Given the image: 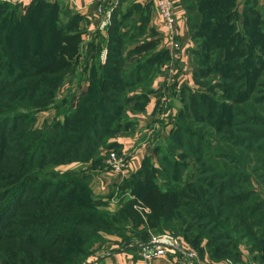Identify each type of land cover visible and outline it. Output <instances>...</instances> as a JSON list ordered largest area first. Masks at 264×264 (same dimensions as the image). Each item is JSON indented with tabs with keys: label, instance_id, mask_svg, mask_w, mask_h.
<instances>
[{
	"label": "trees",
	"instance_id": "1",
	"mask_svg": "<svg viewBox=\"0 0 264 264\" xmlns=\"http://www.w3.org/2000/svg\"><path fill=\"white\" fill-rule=\"evenodd\" d=\"M124 2L99 60L88 50L81 64L83 15L57 1H0V264H83L108 235L132 240V221L146 243L155 227L211 261L264 264L263 10L251 0L241 10L235 0H181L199 88H185L168 135L119 186L152 209L138 231L134 201L103 208L83 169L105 164L103 148L123 154L111 139L136 125L130 113L146 110L170 58L150 25L153 4ZM76 76L88 82L80 94L69 86ZM48 108L53 120L34 127ZM64 164L78 166L58 170ZM136 242L125 248L139 262Z\"/></svg>",
	"mask_w": 264,
	"mask_h": 264
},
{
	"label": "crops",
	"instance_id": "2",
	"mask_svg": "<svg viewBox=\"0 0 264 264\" xmlns=\"http://www.w3.org/2000/svg\"><path fill=\"white\" fill-rule=\"evenodd\" d=\"M0 1L28 6L34 0ZM50 1H57L62 4V7L70 9V11L72 12H77L83 15V17L85 18L84 23L88 29V32L95 33L96 35V29H94L90 23V14L94 12L96 0ZM172 1L175 7V13L177 15V27L179 32L178 40L181 45L179 50H175V48L171 46L166 40L165 29L161 26V19L157 12V0H125L124 2V4H132L137 2L140 4H153L150 25L155 27L158 31V36L161 37L162 40V42L160 43V47H165L168 49L170 58L166 64L161 66V71L153 80V88L155 92L150 96V101L146 106V110L137 114L130 113V116L137 119L136 125L126 131H123L122 133H119L116 137L111 139V141H115L120 144L121 152L123 154L131 157L130 171L122 173H112L109 170L106 159H104L105 164H103V166L99 165V167L91 170L93 173L90 182H94V187L91 185V183L90 185L93 187V189L95 188L94 191L97 190L95 193L99 195V197L102 196L105 198H111L115 195L116 192L119 199H126L125 194L121 195L119 194V191L115 190L127 177H129L132 170L135 171L141 166L145 156L152 154L153 148L150 149L152 144L148 143V141L153 142L154 136L155 140H158L160 136L162 137L163 135L169 133L172 124H170V126H167L166 121L170 116V113H172L174 116L175 113H177L182 93L185 88H197L193 78L191 67L192 55L190 52V48L192 46V41L191 30L186 20V11L184 7L180 5L182 4L181 0ZM251 1L255 4H264V0ZM248 2L249 0H235V4H238L240 10L243 4H248ZM106 35V30H99V42L101 41V38L106 37ZM172 73H174V79L173 81H170L168 78ZM87 86L88 82H82L78 94L85 90ZM168 103L170 104L169 109L167 108ZM153 131H155L153 138L151 140H148V136ZM105 151L106 148L101 149V154L103 155V152ZM72 165L69 166L73 167ZM112 205L114 204H111V209L113 208ZM110 236L111 235H108L107 238H109ZM112 238H115L117 239V241H119V238L117 236H113ZM119 245H121V243H119ZM119 245H117V243L113 241H105L104 243H99V246H101V248L99 247L101 249L100 251L104 250L103 254H99V264H135L136 262H134L133 260V255L125 252V250L123 249H119ZM228 261H230L232 264H235L228 259L219 261L212 260L213 264H230ZM96 264H98V262ZM149 264H172V258L168 256L157 257L151 260Z\"/></svg>",
	"mask_w": 264,
	"mask_h": 264
},
{
	"label": "built area",
	"instance_id": "3",
	"mask_svg": "<svg viewBox=\"0 0 264 264\" xmlns=\"http://www.w3.org/2000/svg\"><path fill=\"white\" fill-rule=\"evenodd\" d=\"M120 0H96L94 12L90 14V23L94 29L107 30L112 21L114 9ZM157 12L161 23L164 26L166 40L175 50H179L181 45L178 40L177 15L172 0H157ZM107 48L101 52L102 62H106ZM170 81L174 79V73L169 75ZM125 154H120L116 150H109L106 163L112 173L130 171V163L126 160ZM138 208V205L136 206ZM140 261L135 264H148L157 257H170L172 264H213V262L203 257L194 247L186 244L184 240L171 233H161L153 235L149 242H139ZM232 264L230 261H228ZM134 264V263H133Z\"/></svg>",
	"mask_w": 264,
	"mask_h": 264
},
{
	"label": "rangeland",
	"instance_id": "4",
	"mask_svg": "<svg viewBox=\"0 0 264 264\" xmlns=\"http://www.w3.org/2000/svg\"><path fill=\"white\" fill-rule=\"evenodd\" d=\"M62 5V4H61ZM259 6L261 7V9L263 10V12H264V4H259ZM72 12V11H71ZM75 14H78L77 12L75 13V12H72V15H75ZM63 20L64 21H67V19L66 18H63ZM161 26L164 28V26L162 25V23H161ZM165 29V28H164ZM78 30L79 31H81L82 32V34H81V41H80V45L78 44V49H79V52H81L82 53V59L83 60H81L82 61V63L81 64H84L85 63V61H84V58H85V56H86V54L88 55V50H90V52H92L93 53V55H95V56H97V58H95L96 60H99V31L96 33L97 34V37H95V39H94V36H95V33H91V32H88V29H87V27H86V25H85V23H84V21L83 20H81V22H80V24H79V27H78ZM89 33V34H88ZM165 33H166V30H165ZM154 34H156L155 32H154ZM150 37V36H149ZM93 39H94V41H93ZM91 41H93L92 43L94 44V45H90V42ZM101 43H102V41H101ZM91 46V47H90ZM103 47V46H102ZM104 48H107L106 46L104 47ZM158 48H160V45L158 46ZM102 51V50H101ZM71 58L72 57H74V55H71L70 56ZM95 59H92V61H91V63H92V65H93V61L95 60ZM91 60V59H90ZM79 72H80V69H79ZM84 82H85V80H84ZM69 86H72L71 88L73 89V91H76L77 93L80 91V85H79V82H78V77L76 76L75 77V79L73 80V82L69 85ZM196 87L197 88H199V85H197L196 84ZM66 88L67 87H63V88H61L60 89V91H59V95H57V97H56V102H60L61 100H62V96H61V94H62V92H64L65 90H66ZM194 90V89H193ZM61 99V100H60ZM170 103V102H169ZM167 104V108L169 109V105L170 104ZM176 103H178V102H176ZM180 104L181 103H179V106H180ZM176 114V113H175ZM54 116H55V110L53 109V108H48V109H46V110H44V111H40L38 114H37V121L35 122V124H34V127H37V128H39V127H42L47 121H50V120H53V118H54ZM173 117H174V115L172 114V113H170V116L168 117V119H167V121H166V125L167 126H170V124H172V120H173ZM166 126V127H167ZM169 128V127H168ZM154 132L155 131H153L152 133H150V135L148 136V140H151L152 138H153V135H154ZM166 135H168V134H166ZM166 135H163L162 137L160 136L159 138H158V140H155V136H154V138H153V142L152 141H148V143H151L152 144V146L150 147V149H152L160 140H161V138H164V137H166ZM160 139V140H159ZM144 141H146V140H144ZM162 141V140H161ZM146 143V142H145ZM14 146V145H13ZM13 146H11L10 148H12ZM109 150H115V148H111V149H106V151L105 152H103V158L104 159H106L107 160V153H108V151ZM7 158H11V159H15L16 157L14 156V155H10V154H8L7 155ZM125 158H126V160L130 163V161H131V157L130 156H128V155H126L125 156ZM77 164H79V163H77ZM155 164H157V165H160V162L158 161V160H156V163ZM2 165V164H1ZM69 165H72V164H64V165H60L59 167H58V170H62V171H64V170H66V169H74L75 168V166H78V165H76V164H73L72 166L73 167H70ZM142 165V164H141ZM6 166H8L9 168H12L11 167V165H9V164H7ZM93 164L92 163H88V164H86V165H84V167L87 169V167H91V169L93 170ZM83 167V169H85ZM141 167V166H140ZM139 167V168H140ZM82 169V170H83ZM79 170V169H78ZM138 170V169H137ZM136 171V170H135ZM91 173H93L92 171H91ZM120 173H122V172H120ZM157 178L159 179L160 178V174H157ZM91 183V185L94 187V182H90ZM93 183V184H92ZM91 186V187H92ZM120 186V185H119ZM119 186H118V188L116 189V187H115V191H118L120 188H119ZM93 187H92V189H93ZM95 190V188L93 189V191ZM97 191V190H96ZM96 191H94V193L96 192ZM114 191V192H115ZM96 194V193H95ZM114 194V193H113ZM119 194H123V193H121L120 191H119ZM125 196H126V198H127V200H131V201H134V208L137 210V212L140 214V216H141V219H142V222L143 223H141L139 226H138V231H143V230H145L144 228H146V224H147V222H148V216L151 214V208H150V206L147 204V203H145L144 202V200L141 198V197H139V196H137L136 194H134L131 190L130 191H126L125 193ZM99 196V195H98ZM102 197V196H101ZM106 204H104L103 205V208H106V209H108V210H111V211H114L116 208H118V207H121L122 205H123V198H121V199H119L118 198V194H116V192H115V195L113 196V197H111V198H105V197H102L101 198ZM111 204H114V205H112L113 206V208L111 209ZM138 205V208L136 207ZM135 222H128L127 224H126V228L127 229H129V231L127 232L128 234H129V236L130 237H132V236H134L133 237V239L132 240H130V241H128L129 239H123L122 237H120V236H118V235H111L109 238H107L106 239V241H113V242H116L117 243V245H119V243H121V245H119V249H123V250H125V252H128V253H130L131 255H133V253H132V251H129V250H127L126 248H125V246H128L129 245V243L130 242H134V241H137L136 242V246L138 245V243L139 242H144V241H142V240H140V239H144L145 237H146V235L145 234H135L134 233V231H133V228H136V227H134L135 226V224H134ZM148 232H149V236H150V239L152 238V236L153 235H156V234H161V233H166V232H168V233H171V234H174L173 232H171L170 230H165L164 232H160L157 228H155V227H152V228H150V227H148ZM147 234V233H146ZM176 236H179V237H181L180 236V234L178 235V234H175ZM118 237L119 238V241H117V239H115V238H112V237ZM182 238V237H181ZM183 239V238H182ZM184 240V239H183ZM149 242V241H148ZM99 243H101V242H96V244L94 245V247H93V251L91 252V254L86 258V260L83 262V264H96L97 262H98V264H99V254H103V252H104V250H102V251H100L101 249V246H99ZM146 243V242H145ZM132 244V243H131ZM130 244V245H131ZM114 245V244H113ZM111 246V245H110ZM100 247V248H99ZM197 251H199L197 248H195ZM100 251V252H99ZM200 253V252H199ZM153 260V259H152ZM96 262V263H95ZM150 263V262H149ZM148 263V264H149Z\"/></svg>",
	"mask_w": 264,
	"mask_h": 264
}]
</instances>
